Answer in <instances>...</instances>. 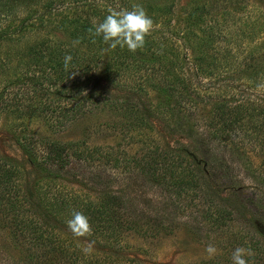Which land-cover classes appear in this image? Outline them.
<instances>
[{
    "label": "trees",
    "instance_id": "trees-1",
    "mask_svg": "<svg viewBox=\"0 0 264 264\" xmlns=\"http://www.w3.org/2000/svg\"><path fill=\"white\" fill-rule=\"evenodd\" d=\"M93 1L0 0V83H3L0 90V115L6 113L24 121L32 116H42L45 121L51 120V123L62 125L65 121H72L86 104L87 98L82 96V92L88 81L87 77L91 78L99 68H103L105 79L119 87L124 94L122 99H117L118 103L106 100L107 107L119 111L123 117L132 118L135 122L132 121L131 125L143 128L137 132L141 131L145 139L148 138L147 132L153 129L152 124H148L146 116L154 117L155 114L162 112V99L152 106L151 110L146 108L152 111V114H147L139 108L140 101L137 100L139 98L135 99L136 95H145L149 90H155L157 94L166 97L167 114L173 116L176 111L182 112L189 107H191L189 112H192L195 104L191 105L192 95L189 90H195L196 86L193 88L192 80L187 79L183 70L182 62L185 61V56H181L182 48L176 46L174 41L171 44L169 39L156 36L152 32L146 36L143 48L134 53L126 48L110 49L100 37H94L90 29L98 24L92 22V18L95 17L101 22L111 9L93 12L91 10ZM173 3V0L146 3L124 1L125 8L130 11L137 5L142 6L152 18L153 26L161 21L166 22L167 27L171 22ZM82 7L86 8L87 13L85 10L74 11ZM235 11L226 10L220 18L210 19L205 17L203 7L193 12L188 18L189 24L181 30L188 46L194 50L191 63L195 73L208 78L207 80L233 72L238 74L237 80L245 82L249 87L264 88V12L258 10L254 16L250 13L248 16L245 12L243 17L239 18L235 17L237 15ZM49 24L54 25L53 29L64 31L70 41L52 39L45 32ZM68 55L72 59L65 68L64 58ZM74 73L78 76L85 75L87 79L79 88L67 87L74 81L72 80ZM15 87H20L23 92L20 91V97L16 96L8 101L5 97L7 88ZM223 89L225 90L223 93L218 88L205 95H211V98L215 99L219 94L226 95L235 91L227 85ZM212 92L214 94H211ZM39 95H45L44 99L37 98ZM49 95L57 97L50 100L47 98ZM62 98L67 102L59 105L56 99ZM187 114L186 120L191 117ZM133 115H136L135 118ZM54 118L56 120L52 121ZM209 118L208 125H211L212 131L201 140L195 135L202 136L203 133H195L192 124L189 125L191 128L188 132H184L185 120H179L172 130L185 134L187 138H192L201 145H204L205 139L213 140L220 137L225 140L231 132L232 135L239 133L236 142L231 141L235 144L233 146L230 143L228 147L230 151L251 144L258 147L264 155V100H250L249 97L241 96L233 103L229 100H215L213 113ZM77 144L79 143L48 140L45 144L47 152L41 162L66 169L71 161L80 162L95 155L96 150L81 149ZM146 146L148 147L140 157L131 156L126 162L130 180L136 178L157 188L161 187L174 196L169 199L174 204L180 205V201L176 202L177 198L182 196V192H189L191 195L189 198L196 202V213L192 219L202 218L214 229L228 228L232 222H238L241 226L240 232L254 227L257 234L252 236L255 238L260 235V239H264L261 235L263 231L257 228V224L264 226L262 199L254 194L240 198L237 192L221 196L220 190H215L209 184L221 171H225L222 170L225 161L216 165L210 164L204 169L209 175L210 180L207 181L203 172L198 174L201 168L195 161L183 164L179 154L172 149ZM23 149L37 164L34 145L28 141L25 146L23 145ZM103 158L106 162L113 160L115 164L119 160L110 152L103 155ZM6 161L0 157V171H4L3 175L10 180L14 175V164L10 165ZM261 166L260 169L263 170ZM8 180L6 182H9ZM53 199L46 205L50 216L60 214L68 221L73 212L83 213L88 217L91 226L89 237H101L107 245L121 243L124 231L133 224L129 220V213L125 211L127 207L124 208L127 206L126 198L121 193L112 195L102 192L90 196L79 192H63ZM168 204H165L166 207ZM53 226L50 224L42 226L38 222L32 224L31 220L27 228L22 227L19 230L17 239L28 243L26 249L30 251L29 258L35 263H44L43 261L50 263L47 254L57 245V251L64 255L62 262L74 264L77 252L68 251L69 245L66 240L58 237L59 234L55 232ZM153 230L158 229L154 226ZM255 239H252L253 243H257L256 246L259 244L260 247L256 248L255 254L250 258L254 259L253 263L264 264V246L259 242V238ZM53 260L52 258L51 261ZM98 261L91 259L90 264H99ZM58 264H61V261ZM113 264L129 263L113 261Z\"/></svg>",
    "mask_w": 264,
    "mask_h": 264
},
{
    "label": "rangeland",
    "instance_id": "rangeland-1",
    "mask_svg": "<svg viewBox=\"0 0 264 264\" xmlns=\"http://www.w3.org/2000/svg\"><path fill=\"white\" fill-rule=\"evenodd\" d=\"M124 1L130 0H94L91 3V10L93 12L104 9L130 11L125 8ZM131 1L146 3L164 0ZM173 2L170 25L167 27L166 22L158 21L150 33L169 39L171 44L174 41L176 46L182 48L181 56H185V61L182 62L183 70L187 79L192 80L193 88L196 86L195 90H189L192 95L191 105L195 104L192 112H189L191 109L189 107L182 112L176 111L173 116L167 114V99L164 95L157 94L155 90H149L145 95H136L135 99L139 98L137 100L140 101L139 108L147 114H152V111L147 109L151 110V107L162 99V112L155 114L154 117L145 115L148 124L153 126V129L147 132L148 138L145 139L141 131L137 132L143 128L131 125L134 121L132 118L123 117L119 111L107 107L106 100L118 103L117 99H122L124 94L119 87L105 79L103 68H99L91 78L86 76L87 82L85 75L78 76L74 73L72 77L74 81L67 85L69 88H79L81 83L86 82L82 92V96L87 98L86 104L72 121H65L62 125L51 123V120L45 121L42 116H32L24 121L6 113L0 115V157L7 160L10 165L14 164V167L12 166L14 175L10 180L3 175L4 171H0V264H38L29 258L30 251L26 249L28 243L17 239L19 230L22 227L27 228L31 220L32 224L38 222L42 226L54 225L58 237L64 238L69 245L68 251L77 252L74 264H90L91 259H98L99 264H113V261H126L129 264H231V255L235 248L250 249L254 255L256 248L260 247L252 241L261 238L260 235L254 238L257 234L254 227H249L245 233L240 232L241 226L238 222H232L228 228L214 229L202 218L192 219L196 213V202L189 198L191 196L189 192H182V196L177 198L176 202L180 201V205L174 204L169 200L174 196L161 187L157 188L140 179H129L126 162L131 156L140 157L148 147L146 145L159 146L161 149L174 150L179 154L183 164L195 161V164L201 168L198 174L203 172L207 181L210 179L204 169L210 164L216 165L225 161L222 166V170L225 171H221L209 184L215 190H220L221 196H227L230 192H237L240 198L254 194L262 199L264 205V155L258 147L246 144L238 150L230 151L228 147L231 141L236 142L240 135L234 132L233 135L231 132L225 140L220 137L213 140L205 139L204 145H201L198 141L187 138L185 134L172 130L179 120H185L184 132H188L191 128L189 125L192 124L195 133H203L202 136L195 135L201 140L212 131L208 122L213 113L215 100H229L233 103L238 96L249 97L250 100H264V88L249 87L245 82L236 79L238 77L236 73L232 72L210 80L196 74L191 63L194 50L188 46L181 31L189 24L188 18L201 7L206 13L205 17L209 19L220 18L226 10H236L235 17L241 18L245 12L248 16V13L254 16L258 10L264 12V0H173ZM81 10L87 13L84 7L74 11L81 12ZM91 20L94 23L100 22L95 17ZM53 27V24H49L45 30L52 39L70 41L64 31ZM226 85L235 91L226 95L219 94L215 99L211 98V95H205L218 88L223 93ZM2 87L3 83H0V90ZM20 91L23 92L20 87L7 88L5 97L11 101L13 97H20ZM44 97L45 95H39L37 98L44 99ZM56 97L57 95H49L47 98L54 100ZM56 102L63 105L67 101L62 98L56 99ZM73 104L75 105V102ZM185 114L190 115V119L188 117L186 120ZM133 116L135 118L136 115ZM55 120L54 118L52 121ZM48 140H57L61 143L78 142V148L96 150V153L93 157L80 162L71 161L68 169H59L54 164L41 162L47 152L45 144ZM28 141L34 145L37 164L23 149V145L25 146ZM234 144L232 143L233 146ZM109 152L119 158L118 163L115 164L113 160L105 161L103 155ZM63 192H79L90 196L102 192L112 195L121 193L126 198L125 211L129 213V220L133 222L132 226L124 231L121 243L107 245L101 237L74 236L67 226V221L60 214H56L55 217L50 216L46 210L48 201L55 196L59 197ZM129 198L130 201L127 202ZM165 204H168L167 207ZM154 226L157 231L153 230ZM263 227L262 224H257V228L263 231L262 236H264ZM259 242L264 246V239H260ZM210 244L217 249L216 255L211 259L205 251ZM88 245H91L92 251L85 254L82 249ZM57 248L56 245L54 250L47 254L50 259V263H47L58 264L61 261V264H69L62 262L64 255L57 251ZM245 258L248 264H258L253 263L252 257ZM71 261H73L72 257ZM43 262L39 264H47Z\"/></svg>",
    "mask_w": 264,
    "mask_h": 264
},
{
    "label": "clouds",
    "instance_id": "clouds-1",
    "mask_svg": "<svg viewBox=\"0 0 264 264\" xmlns=\"http://www.w3.org/2000/svg\"><path fill=\"white\" fill-rule=\"evenodd\" d=\"M153 28V20L147 15L144 8L140 5L129 10H110L104 19L95 24L90 33L94 37H100L110 49H127L129 52H136L143 48L145 38ZM71 56H65L64 66L67 68L71 61ZM67 226L74 236L80 237L88 235L91 231L88 217L81 212H73L71 218L67 221ZM85 254H89L92 249L88 245L82 249ZM208 257L211 259L217 253L213 245H208L205 249ZM251 250L243 247H237L231 255V264H248L245 258L251 256Z\"/></svg>",
    "mask_w": 264,
    "mask_h": 264
}]
</instances>
